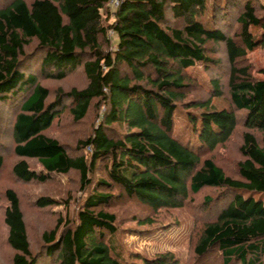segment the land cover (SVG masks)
<instances>
[{
	"label": "trees",
	"instance_id": "trees-1",
	"mask_svg": "<svg viewBox=\"0 0 264 264\" xmlns=\"http://www.w3.org/2000/svg\"><path fill=\"white\" fill-rule=\"evenodd\" d=\"M108 1L0 4L1 131L8 128L10 153L18 158L11 171L25 183L75 171L86 192L75 216L57 218L42 233V250L31 252L19 197L7 188L12 263L46 257V264H264V79L252 76L231 35L234 26H256L264 46V0H121L115 9ZM199 65L207 74L227 72L224 84L220 74L208 79L205 99L190 96L201 83L189 68ZM78 68L86 86L59 89L49 101L43 80H62ZM223 91L228 103L219 105ZM94 100L103 105L101 121L74 145L86 153L73 154L46 133L66 110L74 122L83 120ZM240 125L241 157L232 175L206 155ZM5 158L0 150V172ZM204 189L213 193L197 204ZM128 205L140 207L133 217L145 237L176 224L155 223L160 211L195 208L190 256L125 250L113 208Z\"/></svg>",
	"mask_w": 264,
	"mask_h": 264
},
{
	"label": "rangeland",
	"instance_id": "rangeland-1",
	"mask_svg": "<svg viewBox=\"0 0 264 264\" xmlns=\"http://www.w3.org/2000/svg\"><path fill=\"white\" fill-rule=\"evenodd\" d=\"M4 1L5 0H0V4ZM241 34L247 37L248 44H246V42H241ZM261 34L262 31L260 28L251 25L244 28L240 25L234 26L231 32V35L236 41L240 42L245 51V55L242 58L244 64L249 66L252 76L256 79H264V46L258 44ZM219 48L217 57L221 58L224 63V45L220 44ZM189 72L201 83V88L198 89V92L193 91L190 94V96L199 99L208 98L210 95L208 92L211 88L208 79L220 74L221 82L224 84L227 76V72L222 69H218V71H208L209 74L204 73L200 65L189 68ZM43 84L50 90V96L48 97L50 101L54 99V95L59 89L68 91L72 87L78 89L85 87L87 79L82 69L78 68L74 73L62 80L44 79ZM227 103L228 95L223 91L221 100L218 104L226 105ZM96 104V100H94L88 115L78 122H74L67 110L64 111L54 120L51 128L46 133L57 138L69 152L73 154H84L86 150L81 149L80 151L79 148H74V145H76L78 139L86 138L91 135L93 128L101 121L100 115L102 114L103 105ZM5 115V106L0 103V142L3 144L0 150L4 149V155L6 154V163L2 172H0V264H13L12 256L14 251L10 249L6 242L7 226L4 223L3 213L7 205V201L4 197V191L7 188L13 189L19 197L31 252L42 250V233L51 229L55 225L57 218L63 216L67 219L70 216H75L80 200L86 192L81 190L79 175L75 171H71L66 175H54L55 180L47 183H38L36 181L25 183L17 180L11 171V164L16 162L18 158L10 153L13 144L11 142V137H9L8 128L6 134H3L1 131L4 127L1 119H3ZM8 121L9 119L7 120L6 127ZM243 131L244 128L240 125L228 142L220 145L214 152L206 155L214 158L227 173H231L232 175H235L236 162L241 157L238 148L241 144V135ZM88 149L89 148H87V150ZM28 163L31 168L40 170V165L35 161L28 160ZM204 193L212 194L213 191L211 189H204V191L196 195L193 201L198 204ZM259 194L260 193H256L255 197L260 196ZM43 196L54 198L58 202L54 203V205L39 207L34 201ZM261 196L263 197L264 193H262ZM128 207L129 208L126 206H117L113 208V210L116 211L118 219L117 225L120 231L124 232L123 234H118L117 238L125 250L141 253L147 257L164 251H172L183 260H186L190 256V239L194 232L195 208H191L190 206V208L186 207L182 210L160 211L154 216L155 223L164 225L176 224H173L171 227L167 226L169 229L168 231L145 237L140 234L142 227L145 226H140L139 223H137L138 221L134 220L133 217L135 214L139 213L140 207H133L132 205H128ZM46 261L47 258L42 257L37 264H46Z\"/></svg>",
	"mask_w": 264,
	"mask_h": 264
},
{
	"label": "built area",
	"instance_id": "built-area-1",
	"mask_svg": "<svg viewBox=\"0 0 264 264\" xmlns=\"http://www.w3.org/2000/svg\"><path fill=\"white\" fill-rule=\"evenodd\" d=\"M121 2V0H109L108 1V5L112 8V9H115L119 3ZM113 32L110 31V34H112Z\"/></svg>",
	"mask_w": 264,
	"mask_h": 264
}]
</instances>
